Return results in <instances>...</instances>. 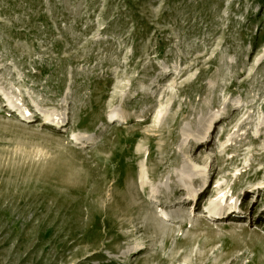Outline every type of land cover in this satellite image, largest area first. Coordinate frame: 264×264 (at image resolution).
Wrapping results in <instances>:
<instances>
[{
  "label": "rangeland",
  "instance_id": "obj_1",
  "mask_svg": "<svg viewBox=\"0 0 264 264\" xmlns=\"http://www.w3.org/2000/svg\"><path fill=\"white\" fill-rule=\"evenodd\" d=\"M0 94V264H264V0H0Z\"/></svg>",
  "mask_w": 264,
  "mask_h": 264
},
{
  "label": "bare ground",
  "instance_id": "obj_2",
  "mask_svg": "<svg viewBox=\"0 0 264 264\" xmlns=\"http://www.w3.org/2000/svg\"><path fill=\"white\" fill-rule=\"evenodd\" d=\"M0 96H2V94H0ZM11 104V106L12 107H14L13 106V104L12 103H10ZM121 113H125V112H121ZM120 113V114H121ZM119 113H118V111H116V110H113V111H111L108 115H110V116H113V117H115V115H118ZM20 115L22 116V117H24V118H28V117H30V115H28L27 113H25V112H20ZM215 118H217V116H215L214 118H212V120H210V122H209V124H208V126H207V128H206V131H205V134H204V136L202 137V139L204 140V141H206V140H208V139H206L208 136H211V133H210V129L213 127V124H214V121H215ZM65 119L63 118L62 119V121L60 120L59 122H57V119H55L54 118V115H53V113H47V114H44V116H43V118H42V122H49V123H53V124H56L57 126H58V128H61V123L64 121ZM238 124H240V126H243V122H239ZM239 126V127H240ZM219 133V132H218ZM218 135V134H217ZM224 137V130H223V135H222V137L220 138V140L222 139ZM71 138V140L73 141V142H75V143H78V144H82V142H81V138L78 136V135H76V134H72V136L70 137ZM213 140V137H212V139H211V141ZM229 140H231V137L229 138ZM229 140H226V142L224 143V145H227V144H229ZM180 167L182 168V173H184V180H188V179H190L191 178V181H193L192 179H193V177H195V175H196V173L198 172V171H201V170H203L204 169V167H202L200 170H199V168H200V165H199V162L198 161H196V160H192V159H190L189 161H182L181 162V164H180ZM187 190H186V189ZM184 189H181V191H185V192H187V193H185V195H183V196H181V199H175V201H172V202H170V203H168V204H166V207L167 208H169V210H166V211H162V214L163 215H167L168 214V211H174V212H176V213H174L176 216H181V215H184V212L182 211V209L184 208V209H186L187 210V212H189V213H187V217L186 218H182V217H177V219L175 218V219H173V220H170V221H167L166 219H164L161 215L160 216H158V218H160V220H162L163 219V221L164 222H166L167 221V223H184V222H189L190 220H191V216L192 215H194V211H193V208L195 207V205H196V202L195 203H193V201H194V198L196 197V194H194L192 197H190L189 198V202H185L184 201V198H186V196H187V194H188V192L189 193H191V192H193L194 190H196L195 188H197V187H185ZM190 190V191H189ZM204 195V193L201 195V196H203ZM199 199V198H198ZM155 201H157L156 199H151L150 200V203L151 204H153ZM229 202H230V200L229 201H225L224 202V204H221L220 205V201H218L217 203H215L214 205H212V206H209L207 209H206V211H210V212H213V211H220V210H223L224 209V207L227 205V204H229ZM186 207V208H185ZM159 211V210H158ZM178 211H180V214L178 213ZM156 213L158 214V212L156 211ZM232 217H237V218H241L242 216H241V214L239 213V212H233V213H229V215H228V219L230 218H232ZM259 218H260V215H259ZM173 226H175V225H173ZM143 247H145L144 246V244H142V246L140 247V249L141 248H143Z\"/></svg>",
  "mask_w": 264,
  "mask_h": 264
}]
</instances>
